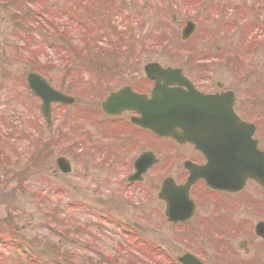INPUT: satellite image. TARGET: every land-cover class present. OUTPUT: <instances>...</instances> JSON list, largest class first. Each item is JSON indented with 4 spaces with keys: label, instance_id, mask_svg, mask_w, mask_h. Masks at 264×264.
Segmentation results:
<instances>
[{
    "label": "rangeland",
    "instance_id": "374dc122",
    "mask_svg": "<svg viewBox=\"0 0 264 264\" xmlns=\"http://www.w3.org/2000/svg\"><path fill=\"white\" fill-rule=\"evenodd\" d=\"M41 1L40 4L37 2L32 5L39 6L41 11L52 16V13L46 8L49 1L54 0ZM85 1L92 3L90 0ZM122 1L128 2L130 11H128V7L127 10L126 7L112 10L108 5L106 7L99 6L97 7L98 14L95 12L97 15L95 20L92 19L93 14L89 12L86 16V20L89 21L87 22L89 30L86 32L88 34H84L83 37L76 36L79 28L76 27L77 21L68 20V15L62 16L58 11L60 6L65 8L68 4H58V10L55 9L54 14L59 17L60 22H63V27L68 24L71 27L68 29L69 32L74 33L73 37L70 35L62 37L64 42H68L63 44L60 42L61 39L55 37V31L51 33L54 26L42 22L40 18L28 19L30 28L27 33L18 35V30L13 27L14 24L8 23L11 12L6 11L5 6L3 7L5 1L0 0V121L7 120L9 123L7 125L12 126L13 120L17 121L14 125H19L24 120L28 121L27 116L30 114L38 118L41 116L40 100L33 97L25 85L26 75L35 69L36 64L38 65L37 69L44 71L48 77L50 73L62 81L65 74V82L66 80L71 82L72 78L74 87L71 88L74 91L71 90V94L77 100L76 106L72 108L66 107V109L57 106L54 108V130L52 131L62 125L61 129H64L65 135L62 137V143L59 144L60 147L54 148L55 153H52L53 150L46 149L39 156H34L30 152L23 156L20 163L21 172L27 163L32 167V173L30 172L31 174L22 178L26 181L24 183L27 187L26 194L15 195L17 201L12 200L14 208L9 209L8 206L0 204L2 206L0 207V220L13 217V213L16 212L21 217L18 229L27 244L31 243L32 238L39 235L36 225L40 221L41 214L36 203L42 204L46 200L57 205L67 201L61 197V194L53 195L52 193L49 199L46 198L47 191L44 190H47V187L58 189L63 185L68 194L72 195L73 193L84 202H91L95 186L92 185L89 178L87 180L80 178L86 171L95 173L99 177L101 186L120 192V198H113L114 203L110 216L115 219L117 214L116 220L125 227L130 224L138 226L139 237L159 245L161 252L167 255L166 257L176 259L190 251L199 254L203 250H207L210 257H214L213 254L217 255L218 253L222 258L220 260H224L225 264H234L235 254L238 259L249 264L256 261L260 264L264 263V245L259 244L260 242L253 233H245L242 230L243 234H241L240 230H228L224 225V219L225 217L227 219L228 216L237 224L243 222L251 224V226L264 220V194L257 185L249 184L247 186L242 202H236L233 199L226 205L223 203L219 205L220 208L216 205L212 206V204H202L194 219V225L190 224L183 229H173L167 226L162 219L164 206L157 199L161 184L166 177H172L179 182V173L183 171L181 160L198 156L188 148L177 150L175 144L170 141H160L150 135L135 131L125 122L104 121L101 117L100 105L111 92L125 86H132L139 91L149 90L143 73V68L148 63L153 62L163 67L180 68L199 89L205 92L216 91L218 82L234 91L237 95L238 114L246 121L257 125L256 138L260 140V146L264 149V0ZM147 1L154 2L151 11L142 7ZM24 2L26 0H14L13 3L17 8L31 9L26 7ZM89 5L91 6V4ZM123 12L133 15L131 25H129L128 19L120 18ZM116 13L119 16L114 17L113 15ZM41 18L46 20L44 17ZM189 21L195 23L196 31L188 41H184L181 38V33ZM102 27H105V32H102V35L113 37L100 36ZM113 27L117 30H113ZM84 28H86V22ZM89 40L90 45L87 44ZM57 43H62L64 46L56 45ZM84 44L89 46L88 53L83 51L81 54L76 53L73 47L81 49ZM116 48L122 51L118 52ZM68 52L69 59L66 60L65 55ZM84 61L97 62L102 70L96 69L94 73L92 71L87 73L85 70L84 75H76L83 70L82 62ZM73 63H80V65L73 66ZM72 66L75 67L74 71L70 68L67 69ZM54 81L51 83L55 87L66 90V88H62L63 85L60 82ZM75 113L82 115V121L77 124ZM123 118L124 121H128L130 116L126 114ZM102 121L104 122L100 123ZM6 129L8 128L6 127ZM81 129H85L88 133H86V141L74 145L73 148L76 149V152L66 149V142L77 143L75 139L83 136ZM41 131L46 137L48 133L45 130ZM114 138L116 140H112ZM0 142H3L1 138ZM141 143L153 148L157 157L161 159V163L141 182L139 188H129L125 183L127 176L133 172L129 161L133 160L137 153L144 152ZM27 145L28 143H24L15 151L23 154V148ZM136 147H138V151L135 149ZM5 153L10 155L9 150ZM27 157H35L36 162L30 163ZM59 157H65L73 165L74 171L69 178L59 176L55 165ZM9 158L10 156L6 159L2 158L0 154V161L6 162ZM100 160L103 163L111 164L109 171L103 168V163L100 165ZM165 166H169L166 172L164 171ZM11 171L9 170L0 181L8 182L9 179L13 186L16 185L13 175H17L19 171L16 172V168ZM110 171L117 173V180L112 186L109 185L108 180ZM1 174L4 172L0 171ZM39 187H41L40 190ZM35 190L38 191L34 196L39 192L36 199L31 197ZM110 190L106 189L105 196L113 194ZM124 195L131 196L133 202H125ZM207 196L208 198L212 197L210 194ZM89 205L93 207L92 203ZM212 208L214 209L212 210ZM63 213L68 215L66 212ZM80 216H82V223H88L91 219V216L84 213H81ZM209 221L210 225H208ZM104 225L102 235L104 243L100 247H97L95 243L93 248L105 257H109L107 254L109 253L119 257L123 255L121 261L127 260L126 247L128 245H122V249L125 251L121 253L118 249L120 246L116 244L120 238L108 225ZM0 226L2 225L0 224ZM206 227L208 230L204 229ZM42 233L47 234L45 231ZM86 238L89 240V244L94 240ZM86 238L81 240L82 238L74 237L82 245H86ZM59 240L63 244L73 243L72 236L70 239ZM244 240H247L252 247L254 254L251 258H243L244 253H239L236 250L237 244ZM54 241L57 243V238H54ZM64 247L75 248L73 245ZM82 247L75 249L79 256L91 258L93 261L98 260V257L90 250ZM201 255V259H204V254ZM7 256V250L1 249L0 257L4 259ZM78 257L76 256V258ZM162 264L170 263L164 261Z\"/></svg>",
    "mask_w": 264,
    "mask_h": 264
},
{
    "label": "water",
    "instance_id": "95a60500",
    "mask_svg": "<svg viewBox=\"0 0 264 264\" xmlns=\"http://www.w3.org/2000/svg\"><path fill=\"white\" fill-rule=\"evenodd\" d=\"M193 31L194 25L189 24L184 31V37L188 38ZM153 67H147L146 71L149 73ZM157 69L164 75L171 72L169 70L161 71L159 67ZM167 84L164 86L159 84V87L157 85L153 99L162 104L160 105L162 110H167L170 115H172V111H175L173 116L175 121L187 120L190 124L187 127L183 126L185 130L183 135L186 136L188 141L195 144L208 159L209 163L205 170L200 172L208 176V184L219 190L239 191L243 189L246 181L251 179L259 183L264 189V152L257 149V141L253 140L254 125L241 122L234 112L235 99L233 93L203 95L193 91L194 97H189L193 104L191 102L178 103L179 98L176 95L179 94L167 90ZM27 86L35 96L42 100L41 110L48 122L50 120L51 103L72 104L74 102L72 98L52 90L36 74L28 75ZM126 91L129 92V89L112 95L104 104V110L110 114H119L121 109L114 110L113 104L121 101L123 96L126 95ZM131 96H128L126 100H129L130 103L138 102V97L133 96V94ZM141 104L145 106L147 103ZM159 111L160 109L156 107L155 112ZM148 119H150V128L157 131L158 121L156 118L154 119V114H151L150 118L148 115L147 121ZM176 125L178 124L175 123L171 126L164 135L178 140L179 136L176 129L179 126ZM57 164L63 173L70 172L69 165L63 159H59ZM199 177L201 175L198 177L192 176L189 179V184L195 182ZM235 179L238 180V183L235 182ZM188 218L186 216L185 220ZM258 233L264 238V224L258 226ZM181 260L184 264H198L190 256H186Z\"/></svg>",
    "mask_w": 264,
    "mask_h": 264
},
{
    "label": "trees",
    "instance_id": "16d2710c",
    "mask_svg": "<svg viewBox=\"0 0 264 264\" xmlns=\"http://www.w3.org/2000/svg\"><path fill=\"white\" fill-rule=\"evenodd\" d=\"M8 7V5H7ZM18 19L17 16H12V20L16 22ZM88 48V47H87ZM89 48L87 49L88 53ZM18 127L14 128V134L17 137H21V140L25 139L29 145V148L36 149V152H33L34 155L39 156L42 152H45V146L43 144L44 138L41 137L40 133L36 134H26L25 131H17ZM6 143L2 142V147L0 149L4 151L6 147ZM12 159V161L10 160ZM7 160V165L4 166L3 169L13 170L16 168L17 175H13V178L16 182V185L12 190L11 182L8 179V182H0V204L8 206L10 209L13 207L12 200L17 201L15 198L16 190H21L22 183L24 179L23 177L32 173V167L27 163L24 170L21 172V160L19 156H12ZM17 161L13 163V161ZM30 163H35V157L28 158ZM40 166V165H39ZM31 172V173H30ZM49 189V187H47ZM48 194H49V190ZM55 190V191H54ZM55 194L62 193L61 196L65 195V191L63 188L54 189ZM62 192H61V191ZM18 192V191H17ZM64 192V193H63ZM21 193L23 191L21 190ZM35 197V196H31ZM65 197V196H64ZM43 198V197H41ZM63 198V197H62ZM45 203V205H44ZM68 203L66 207L70 208V213L65 215L63 212H66L64 209V204H57L62 206L63 210L60 211L58 207L51 204L49 201H43L42 204L39 202L36 203L38 210L40 211L39 219L40 221L36 225V229L39 232V235L32 238L33 241L27 244L26 239L22 237L20 230L18 229V224L21 222V217H19L16 212H14L13 217H6L5 220H0V250H7L8 256L7 258L0 257V264H112L113 261L110 257H105L99 252H95L94 254L98 256L97 261L91 260V258H85L82 255H78L75 251L76 248L82 246V244L78 243L74 237L83 238L84 231L90 228L89 225H84V228L78 227L80 224L78 217L81 214V211L84 212V206L80 205L79 202L68 199ZM5 206V207H6ZM2 207V206H0ZM14 211V209H11ZM63 214V216H62ZM17 215V216H15ZM43 220V222H42ZM79 221V222H78ZM13 225V226H12ZM17 225V226H16ZM95 226V225H94ZM100 227V226H99ZM45 231L47 234H43ZM73 237L72 242L69 244H63L59 239H70ZM54 238H57L58 241L55 243ZM79 244V246H78ZM65 245H73L75 248L69 249L68 247H64ZM140 247H143L141 244H137ZM63 246V248H61ZM85 247H90L87 245H83ZM84 249V247H82ZM76 256L79 258H76ZM13 258V260H12ZM3 260V261H2ZM129 264H138L136 261H131Z\"/></svg>",
    "mask_w": 264,
    "mask_h": 264
},
{
    "label": "flooded vegetation",
    "instance_id": "af4514ba",
    "mask_svg": "<svg viewBox=\"0 0 264 264\" xmlns=\"http://www.w3.org/2000/svg\"><path fill=\"white\" fill-rule=\"evenodd\" d=\"M147 85H148L149 89H150V86L153 87V83H150L148 80H147ZM152 87H151V89H152ZM151 89L150 90H147V91H145V90L144 91H139L138 90V93H140V94H146V93H148V91L150 93ZM118 120L119 119H117V121ZM117 121H113L112 123L117 122ZM131 128L134 129L135 127L133 126ZM136 129H138V128H136ZM137 131H140V129H138ZM140 132L141 133H144L142 131H140ZM141 146H146V144L145 143H141ZM175 146H176V149L177 150H185L186 148H188V150H190L191 152H193V154H196L198 156V157H187V158H183L181 160L182 161L181 165L183 166V171L181 173H179L180 181L177 182L174 178L173 179H174V181L176 182V184L178 186H182V185H184L186 183V181L188 180V177H189V173L186 170V162H191V163H193V164H195L197 166H202V165L205 164V159L199 153L193 151V149L190 148V147H187V146H178V145H175ZM137 148L138 147H136L135 149L138 151ZM160 162H161V160L159 161V164H160ZM156 166H155V168H156ZM165 167L169 168V166H165ZM133 168H134V166H133ZM155 168L151 169L150 171H153ZM148 173L146 174L145 178L149 176ZM249 184H255V185H257L256 183H254L253 181H251V182H248L246 184V187L241 192L230 194V193H221V192L212 191V190L208 189L202 181H198L194 186H192L190 188V198L194 202V205H195V210H194V213H193L192 218L191 219H188V220H184V221H178L176 223H170V222H168L167 221V218H166V205H165V203L163 201H160V199H158V201L161 202L163 204V206H164V213L162 215V219H163L164 223L167 226H169V227H171L173 229H176V228L183 229V228L188 227L190 224L191 225H194L195 224L194 219L197 216V214L199 213V208H201L202 204H207V205L208 204H212V206H215L216 205L218 208H220L219 205H221L222 203L224 205H226L228 202H232L233 199H235L234 201H236V202H242V198H245V194L244 193H245L246 188H247V186ZM257 186L261 189V187L259 185H257ZM261 191L263 192L262 189H261ZM207 194L212 195V197H209L208 198ZM263 194H264V192H263ZM213 209L214 208H212V210ZM225 213L228 214V212H225ZM224 220H225L224 225H226L225 227L228 230L229 229L235 230V231L240 230V233L241 234H243L241 232L242 230H244L245 233L246 232L247 233H251V234L253 233L255 235V237L257 238V240L260 242L259 244L264 245V239L258 237L257 236V233H256L257 225L260 222H263L264 220L258 221L253 226H251V224L243 223V222H240V223L237 224V222L233 221L230 216H228L227 219L225 217ZM164 223H163V226H165ZM208 223H209L208 225H210V221ZM243 225H245V226H243ZM204 229L208 230L207 227L204 228ZM229 232H231V231H229ZM236 250L239 253L240 252H243L244 253L243 258H245V259L251 258L253 256V254H254L253 253V250H252V247H251L250 243L247 240H244V241L238 243L237 246H236ZM201 254H204V256H205L204 259H201L202 258V255ZM213 255H214V257H210L209 256V252H207V250H203L202 253H199L196 256H198L205 264H213V262H215V264H221V263H224L225 264V261L224 260H220L222 258L220 257V255L218 253H217V255L216 254H213ZM235 257H236V260L234 261L235 262L234 264H249V263H246V261H243L241 259H238V256L236 254H235ZM228 260H229V258H228ZM251 264H260V263H258V261H256V262H252ZM261 264H264V263L261 262Z\"/></svg>",
    "mask_w": 264,
    "mask_h": 264
}]
</instances>
